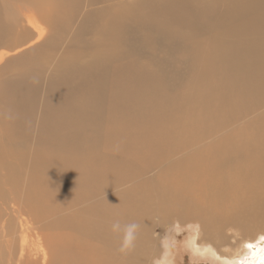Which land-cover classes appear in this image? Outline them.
I'll list each match as a JSON object with an SVG mask.
<instances>
[{
	"label": "bare ground",
	"instance_id": "1",
	"mask_svg": "<svg viewBox=\"0 0 264 264\" xmlns=\"http://www.w3.org/2000/svg\"><path fill=\"white\" fill-rule=\"evenodd\" d=\"M42 1H57L54 13L33 5ZM90 1L106 6L61 48L75 0H0L7 128L28 133L43 77L46 86L31 146L11 141L14 129L4 138L0 123V254L15 264H39L40 253L47 264H175V244L155 230L172 228L176 242L183 227L187 247L217 264H264V0ZM92 18L96 41H84ZM29 39L36 48L13 56ZM25 151L19 192L8 171ZM33 232L44 252L28 245Z\"/></svg>",
	"mask_w": 264,
	"mask_h": 264
},
{
	"label": "rangeland",
	"instance_id": "2",
	"mask_svg": "<svg viewBox=\"0 0 264 264\" xmlns=\"http://www.w3.org/2000/svg\"><path fill=\"white\" fill-rule=\"evenodd\" d=\"M130 1H132V0H130ZM134 1V0H133ZM54 4H52L51 6H53L54 8H55V6L57 5V1H54L53 2ZM48 4H49V7H48ZM107 4V3H106ZM115 3H109V4H107V5H109V6H112V5H114ZM33 5H35V6H38V7H41V9L43 10V12H42V14H50V12H52L53 11V13H54V8L52 7V9H51V6H50V1L48 2V1H46L45 3H44V1H42L41 2V4H39V3H35V4H33ZM43 5V6H42ZM44 5L46 6V7H44ZM74 5H75V8L73 9H71V8H69V10L67 11V18H65L66 20H65V22H66V29L64 30V33H62L61 34V37H60V44L62 45L61 46V48L67 43V45L71 42V39L73 38V35L76 33V31L77 30H79L80 29V27H81V24L83 25V20H84V18H85V16L88 14V13H90V12H92V11H94V10H96V9H100V8H102V7H104V5H105V3H102V6H101V4L100 3H97L96 5H93V4H91V1L90 0H75V2H74ZM106 6V5H105ZM32 7V8H31ZM34 6H30L29 5V7L27 6V8L28 9H30L32 12H31V15H33V18L35 19V22L37 23V27L39 28V29H43V28H45L44 29V35H45V37H48V29H47V26H45V24H43L42 22H41V20H39V14H38V12L40 13V11H38L37 10V8H33ZM145 7V6H144ZM117 10H118V8H120L119 10H121V9H123V5H120V6H116L115 7ZM113 9L112 8V10H110V13H109V15H111L112 14V12L113 11H115V12H113V13H117L116 11V9ZM35 9V10H34ZM146 8H144V10H145ZM41 10V11H42ZM46 10V11H45ZM47 10H48V12H47ZM49 10H51V11H49ZM118 10V11H119ZM17 12V11H16ZM15 12V14L17 15V16H19V13L17 12L16 13ZM36 13V14H35ZM37 14H38V16H37ZM21 15V14H20ZM104 15V14H103ZM35 16V17H34ZM104 16H102V18H103ZM21 18H22V16H21ZM37 18V19H36ZM23 21H24V19H22ZM103 20V19H102ZM25 23V22H24ZM23 23V24H24ZM17 25V24H16ZM25 26H26V29H28L27 31L29 32V33H23V34H25V36L23 35V37L24 38H26V37H28V34L29 35H31L32 33H31V31L33 30V28L32 27H30L28 24H24ZM45 26V27H44ZM84 26H86L88 29H86V31L85 32H83L82 30H80L79 32H82V34L79 36L80 37V39H82V40H84V41H88V42H94V41H96V39H94V36L96 35V33H97V31H96V29L97 28H99V24L94 20V18H92L90 21H88V22H84ZM16 30H18V29H16ZM53 34V33H52ZM34 36H32L31 38H33ZM63 37V38H62ZM63 39V40H62ZM33 39L31 40V39H29L26 43H24L23 45H21V46H19L16 50H14V51H12V53H14L13 54V56H19V55H21V54H23V53H25V52H28V51H31V49L33 50V49H35L36 47H34V48H32V46H34L33 45ZM64 41V42H63ZM38 50H40L39 48H38ZM42 51V50H41ZM44 51H46V49H44ZM183 55H181V56H179L178 57V59L179 60H182V59H185V57L183 56ZM35 57V55L34 54H32V55H29V56H25L24 58H22V60H19L18 62H16V63H14L15 64V67L13 68V69H11L14 73H19V72H21L22 70H24L23 68H24V66L27 64H29L30 63V61H31V59L32 58H34ZM202 63V62H201ZM200 65V64H199ZM202 65V64H201ZM201 65H200V67H201ZM141 72H145L144 70H142ZM13 73H11V72H9L8 74H6L4 77H7V76H11ZM141 74V73H140ZM41 78H42V76H41ZM46 86H45V78L43 77L42 78V81H41V85L39 86V97H38V101H37V105H36V113H34L32 116H31V118H30V120H29V123H30V128H29V131H28V133L26 134V131H25V134L26 135H23V131L20 133V131H19V127H17V128H7L6 126H5V121L3 120V118L6 116V113H5V111H4V106H3V104L0 102V123L1 124H3L2 125V127L4 128L3 129V137L5 138V135L7 134V136H8V134L10 133V132H12V130H13V132H12V135H13V137H12V135H11V133H10V135H11V141H13V138H14V136H15V139L16 138H21L23 141H21V139H17V141H21V142H24V143H26L28 146H31V139L33 140V135H34V137H36V135L38 134V129H39V126H38V122H39V117H38V115L37 114H39V110H40V103H41V100H42V94L44 93V89L43 88H45ZM43 92V93H42ZM40 102V103H39ZM36 116H37V121H36ZM37 124H36V123ZM37 128V129H36ZM9 132V133H6V132ZM14 132H16V134L14 133ZM15 134V135H14ZM17 136V137H16ZM25 137V138H24ZM19 156H26L25 157V164L22 166V167H24V168H21V166L19 167V165L18 166H16V167H18V168H14V170L15 171H17V172H15V171H13L14 173H15V175H13V172L12 171H8L9 173H10V175H12V176H10L9 175V173L7 172V171H1V174H4L3 172H6V174L5 175H8V176H10L11 178L13 177L14 179H16V175L17 176H19V184H17V185H15L14 183H12L11 181H9V184H10V187H15V186H17V187H15V189H17L19 192H24L25 190H24V188L27 186V180H28V178L26 179V177L28 176V173L30 172V170L28 171V169H30V167H29V165H27V158H28V154H27V152L25 151V152H23V153H21V154H19ZM30 159V158H29ZM27 166H28V168H27ZM19 168H21L20 170L21 171H19L18 172V170H19ZM17 169V170H16ZM28 172V173H27ZM18 173V174H17ZM12 178V179H13ZM13 179V180H14ZM6 187V186H5ZM6 188H9V186L8 187H6ZM195 224V225H194ZM197 224V222H192V224H191V226H192V230H194V228H195V230L194 231H197V230H199L198 228V225H196ZM35 225H37V226H35V227H38L39 225L38 224H35ZM195 226V227H194ZM194 227V228H193ZM167 229V231L166 230H163V229H156L155 231H157V236L158 237H161L162 236V239H163V237H165V235L167 234V238L165 239V240H167L168 241V243L170 244V246H173V244H175L173 247H174V249L176 248V250H175V254H174V257L172 258V260H173V262L175 263V264H217L216 262H214L213 260H209V259H207V257H204V256H202L201 254H198V253H196V252H193L190 248H188L187 247V242L189 241V238H190V235L192 234V231H189L190 229L189 228H180V231H181V234H180V236H178L179 237V239H177L176 240V242L174 241V236H175V232H174V230L171 228H166ZM197 229V230H196ZM223 229H225V228H223ZM37 231V230H36ZM238 234H237V236H238V238H242V237H240V234H239V232H237ZM242 235V234H241ZM172 237V238H171ZM238 238L236 237L235 239H232V243L234 244L235 242H237V240H238ZM160 239V238H159ZM161 240V239H160ZM170 240H173V242H171ZM172 243V244H171ZM161 244V250L163 251V249L165 248V246L162 244V242L160 243ZM28 245L31 247V248H34L35 249V247H37V248H39V249H41V250H43V252L45 251L44 250V244H43V238L37 233V234H35L34 232L33 233H31V235L29 236V238H28ZM34 252V251H33ZM194 253V254H193ZM5 255V256H4ZM33 256H34V254H33ZM5 257H7V253L5 252V253H3V254H0V264H15V259L13 260V261H9V260H5ZM34 257H36L37 259H38V262H39V264H47V256L45 257V261H44V263H43V254H39V255H36V256H34ZM4 258V259H3ZM165 258L166 259H168L169 258V254L168 253H166L165 254ZM210 258V257H209ZM6 259H8V258H6ZM1 260H2V263H1ZM5 260V261H4ZM217 261H220L219 259H216ZM4 261V262H3ZM223 263H225V262H223ZM17 264H19V261H17ZM24 264H36L35 263V261L34 260H30L29 258H26L25 259V262H24ZM173 264V263H172ZM222 264V263H221Z\"/></svg>",
	"mask_w": 264,
	"mask_h": 264
},
{
	"label": "clouds",
	"instance_id": "3",
	"mask_svg": "<svg viewBox=\"0 0 264 264\" xmlns=\"http://www.w3.org/2000/svg\"><path fill=\"white\" fill-rule=\"evenodd\" d=\"M114 229H119L120 225L117 223L114 226ZM137 225L132 224L129 225L125 230V236H124V247L127 248L130 246L131 241L133 239V232L136 229Z\"/></svg>",
	"mask_w": 264,
	"mask_h": 264
}]
</instances>
